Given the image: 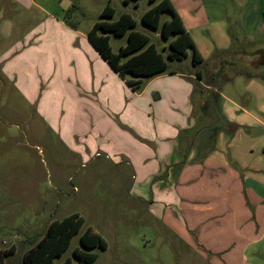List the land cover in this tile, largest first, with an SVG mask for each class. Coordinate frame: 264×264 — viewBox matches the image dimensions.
Returning a JSON list of instances; mask_svg holds the SVG:
<instances>
[{"label":"crops","instance_id":"1","mask_svg":"<svg viewBox=\"0 0 264 264\" xmlns=\"http://www.w3.org/2000/svg\"><path fill=\"white\" fill-rule=\"evenodd\" d=\"M170 1L192 36L203 23L180 0ZM72 6L70 0H0L1 83L28 99L43 87L38 110L63 146L89 162L129 167L139 183L129 196L158 209L169 236L196 255L186 264H264V81L238 76L222 86L247 80L238 98L221 90L223 112L239 129L231 139L219 133L206 154L212 146L198 142L184 75L170 70L130 86L91 42V28L64 21ZM238 24L233 36L222 33L225 44L216 50L229 49L233 38L257 42L254 36L263 33L252 29L250 11Z\"/></svg>","mask_w":264,"mask_h":264},{"label":"rangeland","instance_id":"2","mask_svg":"<svg viewBox=\"0 0 264 264\" xmlns=\"http://www.w3.org/2000/svg\"><path fill=\"white\" fill-rule=\"evenodd\" d=\"M70 1L80 7L72 19L81 22L83 31L100 20L101 11L110 4L116 10L110 20L129 13L138 22L136 30L149 35L161 51L168 44L159 31L141 23L142 14L153 6L149 0H131L127 4L124 0ZM178 4L189 8V14L203 23L190 32L207 62L213 60L217 51L215 44H225L222 33L233 36L229 32L231 27L240 30L238 22L243 11H250L252 29L259 28L263 32L261 36H254L258 37L256 40L264 39V15L261 14L264 0H180ZM166 19H170L169 13L162 14V20ZM216 22L222 28L219 29ZM242 34L243 31L237 35ZM109 35L114 52L127 45V35ZM192 57L193 50L189 49L182 60L168 63L169 71L183 74L180 78L195 91L201 83L191 76H196L199 68L204 72L208 68L206 64L195 67ZM143 80L147 82L148 78ZM207 83L209 80L203 82ZM259 83L264 86V82ZM246 85L247 80L239 77L222 90L238 98L244 94ZM42 89L37 88L36 98L28 99L10 83L0 81V249L15 252L7 258L6 264H23L24 253L33 246L28 238L43 234L51 221L73 213L85 219L84 229L92 227L107 243L104 251L92 250L99 254L93 264H186L188 259L196 258L178 238L169 236L170 232L155 215L157 208L149 209L129 196L134 183L137 188L139 185L129 167L115 168L104 160L89 162L59 142L38 110ZM255 93L258 97L256 89ZM77 247H81L80 233L53 264L73 258Z\"/></svg>","mask_w":264,"mask_h":264},{"label":"trees","instance_id":"3","mask_svg":"<svg viewBox=\"0 0 264 264\" xmlns=\"http://www.w3.org/2000/svg\"><path fill=\"white\" fill-rule=\"evenodd\" d=\"M130 1L124 0L126 4ZM149 1L153 6L142 14L141 23L151 30L159 31L163 40L168 42L163 51L151 41L149 35L136 30L138 22L131 14L122 13L116 20H110L116 15V10L110 4L103 8L101 19L93 24L88 37L115 71L132 87H136L143 78L173 73L169 71L168 61L182 60L187 56L188 50L192 49L194 66L206 64L208 68L207 72L199 68L196 76L203 82L209 80V84H200L192 95L199 120L198 142L203 148L212 146L205 151L209 154L219 133H224L231 139L239 129L223 112L222 86L238 76L264 81V39L246 45H240L237 39H233L229 49L215 51L213 60L207 62L171 1ZM135 6H138L137 2ZM79 10L77 5H73L65 12L64 21L73 28H77L78 23L73 21L72 16ZM163 13H169L170 19L162 20ZM109 34L117 37L127 35V45L114 52ZM84 225L85 219L78 213L51 221L43 234L28 238L33 246L24 253L23 264H53L57 257L63 256L69 249L73 237L78 233L81 247L73 250V258L68 257L61 264H93L99 254L92 250L104 251L107 243L92 227L84 229ZM14 253V249H0V264H6L7 258Z\"/></svg>","mask_w":264,"mask_h":264}]
</instances>
